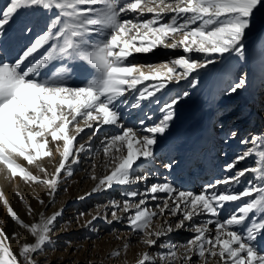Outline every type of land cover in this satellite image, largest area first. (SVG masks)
<instances>
[{
  "label": "snow or ice",
  "instance_id": "6c2138e0",
  "mask_svg": "<svg viewBox=\"0 0 264 264\" xmlns=\"http://www.w3.org/2000/svg\"><path fill=\"white\" fill-rule=\"evenodd\" d=\"M21 12L47 19L44 30L15 60H0V166L26 183L47 185L53 198L62 174L73 175L71 165L79 162V154L87 150L104 126L120 127L122 131L102 141L105 166L110 171L99 178L92 191L147 181L148 176L137 174V170L154 163L158 137L167 133L175 119L180 98L161 104L158 96L173 80H188L195 87L199 81L192 77L194 72L226 64L230 57L250 61L257 45L264 73V0H10L0 11V43L7 34L6 26ZM146 13L152 15L145 19ZM32 31L26 21L21 33ZM157 47L182 48L185 54L200 53L204 59L185 55L160 65H137L129 59L134 53H151ZM78 68L87 76L80 86H70L68 80ZM145 68L151 71L146 73ZM148 81L152 83L146 84ZM248 86L249 73L241 70L225 81L222 95L232 96ZM129 93L133 95L130 102L126 98ZM182 95L187 97L188 92ZM145 102L160 105L159 121L143 126L141 120L140 130L124 127L122 109H139ZM236 135L235 131L229 134L230 138ZM50 143L62 157L51 178L41 179L18 162L20 158L33 165L52 157ZM240 143L246 146L244 150L223 166V171L231 175L206 184L200 193L178 191L170 183L152 184L144 194L128 191L122 203L111 202L112 219L108 223L126 219L140 243L167 249L163 253H143L138 264H264V136L253 135ZM245 160L251 162L238 168ZM36 167L47 177L46 169L39 164ZM165 167L172 170L171 163ZM91 178L97 179L95 174ZM241 178H245L246 186L241 191L232 190ZM221 185L226 187L218 190ZM161 193L166 196L161 198ZM138 195L162 202L150 209L144 198L136 200ZM237 201L242 203L229 207ZM117 210L128 215L122 218ZM28 212L31 215L30 207ZM8 214L35 242L22 244L17 255L10 247L17 234L9 237L0 228V264H40L37 258L52 244L49 234L62 213L50 217L41 214L40 221L31 225L10 206ZM84 215L79 213L77 219ZM168 216L177 219L172 223ZM201 216L208 218L198 220ZM157 217H164V223L156 225ZM98 218L93 216L84 227ZM179 229L193 233L186 244L160 240ZM129 246L125 242L123 249L127 251ZM119 255V250L110 254L113 258Z\"/></svg>",
  "mask_w": 264,
  "mask_h": 264
},
{
  "label": "rangeland",
  "instance_id": "374dc122",
  "mask_svg": "<svg viewBox=\"0 0 264 264\" xmlns=\"http://www.w3.org/2000/svg\"><path fill=\"white\" fill-rule=\"evenodd\" d=\"M9 3L10 0H0V11H3ZM151 15L146 13L144 18H149ZM167 15L165 18H167ZM46 19V17L28 16L22 12L18 14L10 25L6 26L7 34L3 42L0 43V60L4 62L15 60L21 50L44 30ZM26 21H29L33 28V31L28 35L21 33ZM245 43L248 44L249 41L246 40ZM185 55H190L197 60L204 59L203 54L200 53L185 54L182 48L172 50L163 47H157L153 52L147 54L134 53L133 57L129 59L137 65H160ZM246 55L248 54L246 53ZM257 57H259V45L253 52L250 61H238L235 57H230L229 62L226 64L221 63L209 66L208 70H200L199 73L194 72L192 77H196L199 81L195 87H191L188 80H181L179 83L173 80L163 94H158L161 104L173 97H179L180 102L176 105V115L171 122L170 129L164 136L158 137V142L155 145L154 163L137 170V174L148 176L145 182L134 183L123 188L113 186L107 191H92L99 178L110 171L105 166L106 158L103 153L104 144L102 141L106 137L116 135L122 131L120 127L116 126H104L93 137L87 150L79 154V162L71 165L73 175L69 177L62 174L54 198L48 195L51 189L47 185L26 183L19 177H12L3 166H0V193H3V198L0 199V222H2L0 228L9 237L15 233L10 231L11 226H15L20 231L23 229L22 237L19 235L16 239L10 241L13 253L18 255L20 246L24 243H34L35 238L26 229L11 220L8 214L9 206L28 225L38 223L41 214L50 217L56 212L62 213L55 223L54 230L49 234L52 244L48 246V250L41 252L37 258L40 264H138V260L145 252H166V248H149L140 243L138 237L129 230L126 219H122L119 223H108L107 221L112 219L110 213L113 210L110 204L113 200L122 203L126 199L124 193L128 191L144 194L152 184L170 183L178 191L200 193L206 184L212 183L223 176L231 175V173L223 171V166L244 150L246 146L242 145L240 141L246 138L250 139L253 135L264 136V73L261 72L260 61L256 60ZM77 70L80 72L77 71L76 75L68 80L70 86H80L87 76L84 70L79 68ZM146 70L147 73L151 71L148 68L144 69L145 72ZM241 70L249 73V86L247 89L241 90L232 96L222 95L225 81L229 77L234 78ZM177 71L182 70L177 68ZM192 77L189 79H192ZM44 78V76L40 77V79ZM145 83L151 84L152 82ZM138 87L142 88L144 85ZM185 91L188 92L187 97L182 95ZM253 91L256 93L258 100L251 98ZM130 95L132 94L129 93L126 98L128 99ZM159 107V104L148 103L142 108L140 117L136 116L139 109H133L131 115L134 114L135 116L129 122L126 120V114L123 113L121 123L124 127H134L137 130H140L143 126H151L157 123L162 116V113L158 110ZM148 116H151L152 119H148ZM240 117H244L245 121H239ZM141 120L144 121L143 126L140 125ZM207 120L211 123L212 133L218 136V144L214 143L216 146L213 145L212 147L216 152L213 154L209 152L211 156L206 158L209 162H214L212 168L209 167L210 170L212 169L211 172L208 170V164L203 162L206 150L203 149L204 146L201 142H198L199 139L194 136V128L204 125ZM81 125V127H84L83 124ZM88 131L91 130L86 129V132ZM233 131L237 135L235 138H230L229 134ZM226 139L227 143H225ZM80 142L86 143L83 140ZM60 144L62 145V142ZM49 147L53 149V156L44 157L36 162V164L46 169L47 177L45 172L36 167V164L27 165L20 158H18V162L41 179L51 178L62 157L60 152L55 151L53 144L50 143ZM216 153L218 154L216 155ZM191 159L197 161L198 167L205 168L202 175L203 182L198 189H192L195 185H191L192 187L188 185V189L184 190L185 185L188 184V175L185 174L183 167ZM250 162L251 160L242 161L237 167L244 168ZM169 163L172 164L171 171L165 167ZM93 165L96 167L93 168ZM93 174L97 177L96 180L91 178ZM245 186L246 180L241 178V183L238 186L233 184L232 190L241 191ZM224 187L226 186L221 185L218 190H223ZM158 195L161 198L166 196L163 193ZM140 198L147 201V207L150 209H153L157 203L162 202V199L153 201L148 195H138L136 200L138 201ZM4 200L7 201V204L4 203ZM40 200L44 203H39ZM240 203L242 201L234 202L229 207L233 208ZM29 207L32 209L31 215L28 212ZM117 211L122 218L128 215L119 210ZM82 212L86 215L77 219L79 213ZM96 215L100 218L93 220L91 226L84 227L86 222L92 220V217ZM105 216L107 219L104 218ZM167 218L172 223L177 219V217L171 216ZM207 218L201 216L197 219L202 221ZM164 219V217L155 218V224H163ZM192 236L191 231L179 229L161 237L160 240L165 244L183 245ZM125 242L130 244L127 251L123 249ZM117 250L120 251L119 257H111L110 254ZM180 251H183V249H180ZM194 259L197 258L194 257ZM157 264H159V261H157Z\"/></svg>",
  "mask_w": 264,
  "mask_h": 264
},
{
  "label": "bare ground",
  "instance_id": "6f19581e",
  "mask_svg": "<svg viewBox=\"0 0 264 264\" xmlns=\"http://www.w3.org/2000/svg\"><path fill=\"white\" fill-rule=\"evenodd\" d=\"M256 60L257 61H260L259 57H257ZM78 72H80V71H78ZM146 73H147V70H146ZM170 89H171V87H170ZM251 98H253V99L256 98V100H258L257 99V96H256V93L254 91H253V94H251ZM132 99H133V95H130L127 100L130 102V101H132ZM147 104H148V102H145L144 103V106L147 105ZM142 108H139V110L137 111L136 116L140 117V115H141L140 113L142 112ZM133 111H134L133 109L127 108V107H125V108L122 109V112L125 113L126 116H127V119L126 120L128 122L129 121H132L134 119L133 116H135V115L134 114L131 115V113ZM239 121H241V122L245 121L244 117H240ZM129 124H131V123H129ZM210 126H211V123H210V121L207 120V122L204 125H199L198 127H195L194 128V136L199 139L198 142H201V144L204 146L203 149L206 150L205 151V154H204V160H203V162H205V163L208 164L207 167H208L209 172H211V170H212V169L210 170L209 167L211 166V168H212L214 162L213 161H210L209 162V160L208 159L206 160V158L211 156V154L209 155V152L212 153V154L216 152V150L213 149L212 147H213V145L216 146V144H214V143H217L218 144V141H217L218 136L215 133H212V131H211L212 129H210ZM165 150H166V148H165ZM217 154L218 153H216V155ZM218 158L219 157L217 156V159ZM183 168H184L185 174L188 175V178H187L188 184L185 185L184 190L188 189L187 188L188 185L189 186H191V185L194 186L195 185L194 187L191 186L192 189L193 188L194 189H196V188L198 189L199 185H201L202 182H203L202 181L203 180V176L202 175H203V172L205 171L204 170L205 168L198 167V163H197V161L195 159L189 160L188 163H187V165L185 167H183ZM10 231L15 232V233H17V236L20 235L22 237V231H23V229H22V231H20V229H17L15 226H11ZM261 247L264 248V242H262Z\"/></svg>",
  "mask_w": 264,
  "mask_h": 264
}]
</instances>
